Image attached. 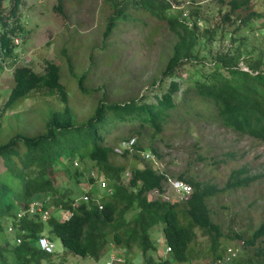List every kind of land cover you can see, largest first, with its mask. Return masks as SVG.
<instances>
[{"label": "trees", "instance_id": "obj_1", "mask_svg": "<svg viewBox=\"0 0 264 264\" xmlns=\"http://www.w3.org/2000/svg\"><path fill=\"white\" fill-rule=\"evenodd\" d=\"M6 1H10L11 5L9 14L5 12ZM21 1L0 0V61L2 57L13 54L16 47L14 38L22 31L19 20L13 24L8 21L11 14L17 15ZM105 1L116 7L104 33L106 36L112 32L116 22L134 19L131 9L153 15L160 26L167 23L176 34L177 42L172 46V54H169L162 70L160 89H164L166 80L171 81L164 94L155 95V102L145 99L109 102L103 97L93 114L78 124L69 105V95L62 82L63 70L58 63L49 61L44 73H38L27 65L15 68L14 86L3 111L14 109L18 102L36 91H46L51 95L58 91L67 106L63 111L52 114L44 133L36 136L18 134L5 143L0 142V157L5 167L20 180V184H11L9 177H0V236L5 237L4 244H0V264H64L65 257L56 249L48 253L41 248V237H51L54 243L57 238L64 246V253L90 257L102 264L110 260L115 248L125 249L124 264H133L139 259L137 255H132L134 250L143 254L142 264H168L169 259L155 258V253L161 247L159 236L172 248L173 260L179 263L217 264L219 259L224 258L227 247H220L221 226L212 219L208 199L224 189L210 181L198 180L186 171L175 178L193 186L189 199L171 203L160 197H151L149 193L162 187L167 173L146 163L144 153L152 151L155 156H161L160 153L152 146L148 150L138 138L132 147L124 149L122 153L116 149L136 135L141 136L145 123L152 124L159 131L167 122L171 110L182 109L186 114L194 99L200 98L215 106L219 119L226 127L264 142V49H260L256 57L252 56L253 51H244L245 37L242 46L230 51H218L207 67L202 66V61L208 56H201L193 50L203 39L207 40V44L214 43L229 33L237 35L249 29L252 20L264 12L256 11L252 6L256 3L252 4V0H217L221 5L217 13L223 15L224 24L233 27L223 28L219 34V25L203 28L198 18L191 24L186 23L184 10L174 5V2L180 4L179 1ZM63 2L59 0L56 8L66 17ZM222 5H229L230 10L225 12ZM245 11L247 13L243 14ZM245 53L251 55L246 56ZM242 60L250 70L241 68L239 63ZM66 62L72 73L74 66L69 55ZM187 62L197 66V69L195 77L189 81V87L182 90V81L178 78L182 77V65ZM86 78V73L79 78L80 92L95 95L98 89L87 93L91 90L84 84ZM179 91L183 92V97L176 102L175 96ZM126 122L132 123L130 133L116 142H108L107 135L113 134L119 127L117 125ZM75 157L79 158L81 164L86 161L93 164L89 168L86 165L83 168L75 167L73 163L69 164ZM60 171L76 177L78 183L81 177L86 178L91 188L83 192V201L77 203L74 190L62 187V182H56L54 175ZM243 172L233 171L235 179L225 188L248 185L255 176L240 179L239 175ZM99 177L103 178L104 186ZM39 195L46 200L43 207L51 209L46 220L41 215L32 217L27 213L29 205ZM21 211L24 214L19 217ZM66 211L71 215L62 220L61 215ZM7 222L12 224L15 232L12 239L11 233L6 232ZM199 228L210 236L214 254L212 260L205 263L193 261L191 251ZM230 237L241 239L243 250L225 264H264V220L251 234L235 231Z\"/></svg>", "mask_w": 264, "mask_h": 264}, {"label": "rangeland", "instance_id": "obj_2", "mask_svg": "<svg viewBox=\"0 0 264 264\" xmlns=\"http://www.w3.org/2000/svg\"><path fill=\"white\" fill-rule=\"evenodd\" d=\"M177 1L187 11V21L198 18L203 28L209 25L215 28L219 25V34L223 28L233 29L224 24L223 15L217 13L221 8L217 0ZM58 4L59 0H22L17 15L11 14L8 17L10 24L19 20L22 31L15 36L19 38V45L15 47L13 54L0 61L1 143L18 134L36 136L44 133L47 120L52 114L63 111L67 106L58 91L52 95L46 91H36L18 102L14 109L3 111L14 86L13 72L18 66L27 65L38 73H44L49 61L58 63L63 70L62 82L69 95V105L78 124L93 114L103 97L109 102L125 103L133 99L155 102V95L164 94L171 81L166 80L164 89H160L162 70L172 54V46L177 42L176 34L169 29L167 23L160 26L153 15L131 9L134 19L118 21L112 32L106 36L104 33L109 19L116 11L114 5L105 0H64V17L56 8ZM252 4L264 12V0H252ZM4 6L6 14H9L10 1H6ZM222 6L225 12L230 10L229 5ZM262 22L258 19L249 29L242 30L237 35L229 33L218 42L207 44V40L203 39L193 50L201 56H208L202 61V66L207 67L218 51L236 49L243 45L242 39L246 37L244 51H253L252 56L256 57L260 49H264ZM67 55L71 57L74 66L72 73L66 62ZM240 64L246 66L243 60ZM182 67V77L178 80L182 81V90H185L190 85V79L195 77L197 66L187 62ZM85 73L87 78L84 84L91 90L87 93L98 89L95 95H85L79 90V78ZM182 97L183 92L179 91L175 101L179 102ZM192 103L186 114L182 109L171 110L161 130L157 131L155 126L145 123L141 130L142 135L131 139H135L134 143L137 138L140 139L148 150L150 146L154 147L161 156L154 152L155 156L151 151V156L145 162L165 171L167 175L177 177L179 173L187 171L198 180L210 181L224 189L208 199V206L212 219L221 226L220 247L228 248L240 241L230 237L235 231L249 235L264 219V142L226 127L211 102L200 98L194 99ZM185 106L186 103L182 105L183 108ZM117 127L113 134L107 135L108 142H116L127 136L132 123H122ZM72 163L80 168L85 165L89 168L93 164L87 161L81 164L78 157L73 162L69 161V164ZM237 170L244 171L239 175L240 179L246 180L256 175L261 177L248 185L225 188L227 183L235 179L232 174ZM3 176L9 177L11 184H20V180L7 170L3 158L0 157V177ZM54 177L57 183L62 182V187L74 190L77 203L83 201V192L91 188L85 177H81L79 183L76 177L68 176L63 171L57 172ZM36 198L44 197L39 195ZM66 212L62 220L70 217L71 213ZM10 221L9 219L8 222ZM8 222L6 232L11 233L12 239L15 232L12 224ZM196 233L197 238L191 245L193 261H211L214 254L210 236L200 228ZM4 240L5 237L0 236V244H4ZM54 240L56 250L65 257L64 264H102L90 257L64 253L60 240ZM161 245V251L155 253V258L169 255L165 253L163 243ZM125 255L124 248H115L110 254L111 259L117 257L121 261L125 260ZM132 255L139 257L137 264L143 262V254L139 250H134Z\"/></svg>", "mask_w": 264, "mask_h": 264}, {"label": "clouds", "instance_id": "obj_3", "mask_svg": "<svg viewBox=\"0 0 264 264\" xmlns=\"http://www.w3.org/2000/svg\"><path fill=\"white\" fill-rule=\"evenodd\" d=\"M174 1H177V0H174ZM180 2V1H179ZM174 5H175V7L176 8H180V9H183L184 10V13H183V18H185V17H187V11L184 9V7H182L181 6V2H180V4H177L176 2H174ZM253 7H254V9L256 10V11H259L255 6L256 5H252ZM263 7H264V5H263ZM262 12V11H261ZM244 13H247V11H245ZM258 19H261L263 22L262 23H264V14L262 15V16H260V17H258L257 19H255V20H252V22L249 24L250 25V27L253 25V24H256L257 23V21H258ZM124 20V19H123ZM187 20V19H186ZM182 21V20H181ZM186 23H192L191 21H186ZM116 25H117V22H116ZM262 26V29H264V25H261ZM115 27V26H114ZM113 27V28H114ZM249 27V28H250ZM14 43H15V45L17 46V45H19V38L18 37H15L14 38ZM5 58V56L4 57H2V59H4ZM239 65L241 66V68L242 69H244V70H250L249 69V67L248 66H242L240 63H239ZM19 67V66H18ZM15 70V69H14ZM135 139H131L129 142H124V143H122L121 144V146H119V147H117V151L119 152V153H122L123 151H124V149H126V148H130V147H132L135 143ZM151 156V151H146L145 153H144V157H145V159L146 158H149ZM146 160H148V159H146ZM254 177V176H253ZM259 177H261V175H258V176H255L253 179H251L250 180V182H249V184L252 182V181H254V179H256V178H259ZM100 178V177H99ZM100 179H102V181H103V178L101 177ZM99 179V180H100ZM171 180H173V181H178V182H183V183H185L186 185H189L190 187H191V192H187L185 189H182V190H180V191H178V192H176L172 187H171ZM101 181V180H100ZM192 194H193V186L190 184V183H188V182H186V181H184V180H181V179H178V178H175V177H172V176H169V175H167L166 176V180L164 181V183H163V185H162V187L160 188V189H155V190H152L150 193H149V195L151 196V197H155V198H157V197H160L161 199H163V200H165V201H168V202H171V203H175V202H180V201H185L186 199H189L191 196H192ZM36 200H39V201H41L42 203H44V201H46L45 199H36ZM35 201V200H34ZM30 206V205H29ZM29 208V207H28ZM50 212H49V215H48V217L47 218H49V216H50V214H51V209H49V208H47ZM21 213H23L24 214V212H20L19 214H21ZM27 213H29V211H28V209H27ZM67 213V212H66ZM18 214V216L19 217H21L22 215H19ZM32 217L34 216V217H36V216H38V215H41L42 216V214L40 213V212H38V213H34V214H31V213H29ZM65 215V213L64 214H62L61 215V219H62V216H64ZM43 218V217H42ZM47 218H43L44 220H46ZM264 220V219H263ZM262 220V221H263ZM261 221V222H262ZM260 222V223H261ZM259 223V224H260ZM259 224L254 228V229H256L258 226H259ZM253 232V231H252ZM251 232V233H252ZM41 238H46V239H48L49 241H51L52 243H54L52 240H50V238H48V237H41ZM41 238H39V243H40V239ZM18 239H20V238H18ZM18 239H17V242H18ZM240 241H238V243L236 244V245H234V246H230V247H228L227 249L228 250H226V252H225V254H224V258L223 259H219V261L217 262V264H225L226 263V261H229V260H231V259H233V258H235V257H237L239 254H240V252L243 250V241L241 240V239H239ZM158 241H159V243H160V245H161V243H163V245H164V247H165V253L166 254H169L167 257H163V256H158L157 258H156V260H170V262L168 263V264H172V263H179V262H177V261H175V260H173V256H172V248L169 246V245H167L166 244V241H165V239L164 238H162V237H160V238H158ZM19 243V242H18ZM41 246V245H40ZM162 246V245H161ZM41 248H42V246H41ZM43 250H45L44 248H42ZM56 249V244L54 243V250ZM53 250V251H54ZM46 251V250H45ZM53 251H51V252H53ZM159 251H161V247H160V250ZM158 251V252H159ZM48 253H50L49 251H47ZM79 256V255H78ZM81 257V256H80ZM90 259H92V258H90ZM92 260H94V259H92ZM122 259H120V258H117V257H113L112 259H111V257H110V260L106 263V264H108V263H112V264H124L125 263V261L126 260H124V261H121ZM95 261V260H94ZM97 262V261H96ZM137 262V260L136 261H134V263L133 264H137L136 263ZM143 262H144V257H143ZM142 262V263H143ZM142 263H139V264H142Z\"/></svg>", "mask_w": 264, "mask_h": 264}, {"label": "built area", "instance_id": "obj_4", "mask_svg": "<svg viewBox=\"0 0 264 264\" xmlns=\"http://www.w3.org/2000/svg\"><path fill=\"white\" fill-rule=\"evenodd\" d=\"M102 181V179H100ZM105 185V182L102 181V186ZM171 187L176 191H180L182 189H185L187 192H191V187L189 185H186L185 183L183 182H178V181H173L171 180ZM85 200H87L88 198L87 197H84ZM43 203L39 200H35L33 201L29 208H28V211L29 213L31 214H34V213H37V211H39L41 214H42V217L43 218H47L48 215H49V210L48 209H45L42 205ZM23 213L19 214V215H22ZM18 242H20V239H18ZM40 245L42 246V248H44L46 251H53L54 250V243H52L51 241H49L48 239L46 238H41L40 239Z\"/></svg>", "mask_w": 264, "mask_h": 264}, {"label": "crops", "instance_id": "obj_5", "mask_svg": "<svg viewBox=\"0 0 264 264\" xmlns=\"http://www.w3.org/2000/svg\"><path fill=\"white\" fill-rule=\"evenodd\" d=\"M96 177V175H94Z\"/></svg>", "mask_w": 264, "mask_h": 264}]
</instances>
